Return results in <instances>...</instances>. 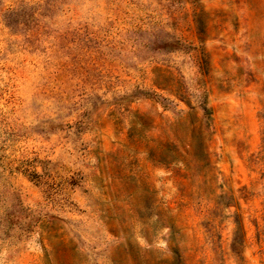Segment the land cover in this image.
<instances>
[{
	"label": "rangeland",
	"instance_id": "obj_1",
	"mask_svg": "<svg viewBox=\"0 0 264 264\" xmlns=\"http://www.w3.org/2000/svg\"><path fill=\"white\" fill-rule=\"evenodd\" d=\"M0 264H264V0H0Z\"/></svg>",
	"mask_w": 264,
	"mask_h": 264
},
{
	"label": "trees",
	"instance_id": "obj_2",
	"mask_svg": "<svg viewBox=\"0 0 264 264\" xmlns=\"http://www.w3.org/2000/svg\"><path fill=\"white\" fill-rule=\"evenodd\" d=\"M204 116L207 118V123H209V125H210V121H211V112H210V110H205V112H204ZM237 226H236V231L235 232H237L236 234H241L242 236H243V239H244V232H243V227H242V223L241 222H237V224H236ZM237 243H239V246L241 245H243L244 244V240H241V242H237V240H236V244Z\"/></svg>",
	"mask_w": 264,
	"mask_h": 264
}]
</instances>
